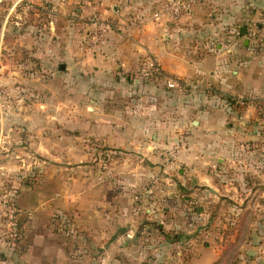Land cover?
I'll use <instances>...</instances> for the list:
<instances>
[{"label": "crops", "instance_id": "obj_1", "mask_svg": "<svg viewBox=\"0 0 264 264\" xmlns=\"http://www.w3.org/2000/svg\"><path fill=\"white\" fill-rule=\"evenodd\" d=\"M36 1L41 4L50 0ZM74 1L57 0L53 9L70 15ZM166 1L77 0L83 17L80 29L85 27L86 33L92 29V22H86V17L92 19L90 15L101 20L108 28L104 45L95 49L84 39V52L68 40L62 45L65 49L60 60L52 61L47 54L44 57L50 67L55 62L56 68L50 69L52 76L63 80V102L78 96L86 104L78 110L76 122L68 118L70 113L65 118L67 133H78V156H91L96 162L98 157L101 159L103 147L112 153L129 148L154 161L158 147L168 150L174 146L167 134L175 127L183 143L176 146L174 159L190 168L180 167L178 171L181 177L189 174L193 180L180 185L191 195L208 191L219 198L221 190L234 188L230 187L226 165L233 157L218 153L224 150L225 141L229 142L225 140L229 137L226 124L230 128L232 124H242L249 131L252 124L264 122V0H196L188 17L153 18L155 9ZM252 27L257 29L256 38L248 37ZM151 61L159 64V72H152ZM61 63L65 69L59 68ZM169 80L179 85L171 87ZM124 93L132 97L133 114L117 121L112 118L117 116L114 112L126 111L127 105L114 102ZM240 96L250 101L237 111L230 98ZM188 123L195 130L189 136L184 128ZM162 161L165 171L172 172L173 163ZM94 168L96 174L100 169ZM86 171L82 169V173ZM90 180L86 177L76 182L75 202L71 200L65 207L68 210L76 205L78 209L72 219L63 220L65 236L71 237L72 255L68 254L67 243L56 238L54 224L47 216L42 224L34 219L26 221L30 228L24 237L22 233L20 241L1 244L0 264H66L72 263V258L76 264H162L164 258L171 256L167 244H178L182 238L168 241L163 234L165 227L172 228L174 223L164 217L158 200L165 188L162 184L145 187L142 202L131 197L125 200L120 192L113 193L108 201L102 195L105 186ZM132 185L134 182L125 183L124 187L131 191ZM68 190H72L71 184ZM148 192L152 194L149 196ZM148 202L151 207L146 209L147 220L158 218L157 224V220L140 222L141 209ZM104 207L109 213H103ZM41 226L45 231L38 230ZM142 230L163 242L145 252L140 247ZM211 250L200 249L194 264H211L216 259ZM182 251L177 254L180 256ZM146 253L153 257L143 262L141 256L151 255Z\"/></svg>", "mask_w": 264, "mask_h": 264}, {"label": "rangeland", "instance_id": "obj_2", "mask_svg": "<svg viewBox=\"0 0 264 264\" xmlns=\"http://www.w3.org/2000/svg\"><path fill=\"white\" fill-rule=\"evenodd\" d=\"M56 1L40 4L36 0H0V222L3 224L0 225V246L4 242L8 245L20 241L22 233L24 237L30 228L26 221L34 219L42 224L49 216L56 238L67 243L68 254L72 255L71 237L65 236L63 220L72 219L78 209L76 205L68 210L65 207L76 198V182L90 177V182L105 186L102 195L108 201L113 193L120 192L125 200L131 197L142 202L145 187L156 186L158 182L165 187L158 200L163 205L164 217L174 225L165 227L163 234L168 241L171 236H177L183 242L180 239L178 244L168 242L171 256L164 258L162 264H194L200 249L207 247L217 259L224 249V235L231 233L228 240H235L238 224L245 213L239 264H264V122L252 124L249 131L242 124H232V128L226 124L230 138L227 136L229 139L225 140L229 142L225 141L224 150H218V153L233 157L226 165L230 187L234 188L221 190L219 198L208 191L200 196L191 195L180 185L181 182L190 184L193 180L189 174L181 177L178 171L180 167L190 168L174 159L176 146L183 143L176 135L180 131L175 127L167 134L174 146L168 150L158 147V158L154 161L129 148H119L112 153L103 147L101 159L98 157L96 162L91 156H78V133H67L65 118L70 113L68 118L76 122L78 110L86 104L78 96L63 102V80L52 76L50 69L56 68L55 62L50 67L45 59L48 56L52 61L60 60L58 57L65 49L62 45L68 40L83 48L81 41L84 42L88 33L84 32L85 27L80 29L83 17L78 8L81 4L74 1L70 15L65 16L54 11L53 2ZM86 18L90 25L92 19ZM44 54L47 55L44 57ZM131 99L128 94H122L114 103L118 106L126 103L127 109L117 110L114 112L117 116L112 118L117 121L130 118L133 114ZM247 101L250 100L246 99L243 105L236 103V110L240 111ZM184 128L188 136L195 131L189 123ZM247 132L248 136L238 135ZM185 139L190 140L189 137ZM162 159L173 163L172 172L165 171ZM94 167L100 169L96 174ZM83 168L86 173H82ZM131 182L135 184L133 190L127 191L125 183ZM70 184L72 190H68ZM149 202L141 209L140 222L147 220ZM106 208L104 214L109 213ZM152 220H157L155 224L159 222L158 218L147 221ZM38 230L45 231V228L41 226ZM143 232L140 247L145 252L163 242L154 237L155 234ZM178 250H183L180 256ZM142 257L140 260L146 262L153 254ZM68 262L66 264L78 263L74 258L72 263Z\"/></svg>", "mask_w": 264, "mask_h": 264}, {"label": "built area", "instance_id": "obj_3", "mask_svg": "<svg viewBox=\"0 0 264 264\" xmlns=\"http://www.w3.org/2000/svg\"><path fill=\"white\" fill-rule=\"evenodd\" d=\"M195 2L196 0H168L155 9V11L153 12V18L161 19L163 17H168L173 20H180L182 18L188 17L192 12ZM92 24V29L89 30L87 36L84 39L89 46L98 49L105 43L108 28L104 26L102 21L97 18L92 19ZM248 37H257L256 27H252L248 31ZM149 67L151 68L152 72L160 71V66L155 61H151ZM168 84L169 86L173 87L179 85V82H176L175 80H169ZM234 101L238 105H243L245 104L246 98L244 96H240L238 98H235ZM8 209L10 213H13V210H11L10 208Z\"/></svg>", "mask_w": 264, "mask_h": 264}, {"label": "trees", "instance_id": "obj_4", "mask_svg": "<svg viewBox=\"0 0 264 264\" xmlns=\"http://www.w3.org/2000/svg\"><path fill=\"white\" fill-rule=\"evenodd\" d=\"M230 101L234 102V100L232 98H230ZM235 103V102H234ZM246 217H247V213H245L239 224H238V233L237 236L235 238V240H228L229 236L231 233H226L224 235V249L222 251V253L220 254V256L213 261L211 264H239L240 262V236H241V232L244 230L245 228V224H246ZM173 239V240H172ZM175 236H171V240L172 241H178L179 238L177 237V240Z\"/></svg>", "mask_w": 264, "mask_h": 264}, {"label": "water", "instance_id": "obj_5", "mask_svg": "<svg viewBox=\"0 0 264 264\" xmlns=\"http://www.w3.org/2000/svg\"><path fill=\"white\" fill-rule=\"evenodd\" d=\"M65 67H66V66H65L64 63H61L60 66H59L60 69H65ZM195 124H196V123H195Z\"/></svg>", "mask_w": 264, "mask_h": 264}]
</instances>
